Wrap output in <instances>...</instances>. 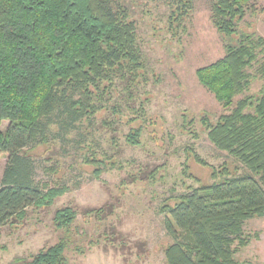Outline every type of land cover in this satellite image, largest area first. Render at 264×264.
<instances>
[{
  "label": "rangeland",
  "instance_id": "1",
  "mask_svg": "<svg viewBox=\"0 0 264 264\" xmlns=\"http://www.w3.org/2000/svg\"><path fill=\"white\" fill-rule=\"evenodd\" d=\"M211 1L194 0L180 21L174 0H118L136 26L141 66L90 87L83 99L88 114L66 132L52 125L46 142L25 150L37 178L61 193L1 227L0 264H21L61 238L66 264H166L171 238L163 206L221 180L223 168L243 172L207 137L206 124L230 109L195 71L222 57L240 33L264 38V0L255 1L231 39L213 26ZM263 58L264 52L249 69L252 80L241 96L264 88L257 72ZM63 208L74 218L59 227L55 213ZM244 232L249 244H264V217L249 220Z\"/></svg>",
  "mask_w": 264,
  "mask_h": 264
},
{
  "label": "trees",
  "instance_id": "2",
  "mask_svg": "<svg viewBox=\"0 0 264 264\" xmlns=\"http://www.w3.org/2000/svg\"><path fill=\"white\" fill-rule=\"evenodd\" d=\"M193 1L172 3L180 21ZM255 1L212 0L213 26L231 39ZM128 17L118 0H0V157L6 156L0 230L27 208L50 204L61 193L37 178L36 161L25 150L46 142L52 125L66 132L88 114L83 99L90 97V87L140 68L136 26ZM262 52V36L240 33L225 44L222 57L195 71L200 85L230 109L206 124L207 137L243 172L229 174L223 168L221 180L163 206L171 238L164 249L166 264H238L235 253L249 243L244 225L264 217V88L241 96ZM257 72L264 76V58ZM73 218L69 208L55 213L59 227ZM66 248L61 238L21 264H66Z\"/></svg>",
  "mask_w": 264,
  "mask_h": 264
},
{
  "label": "crops",
  "instance_id": "3",
  "mask_svg": "<svg viewBox=\"0 0 264 264\" xmlns=\"http://www.w3.org/2000/svg\"><path fill=\"white\" fill-rule=\"evenodd\" d=\"M2 156L0 157V176L6 160V156ZM251 245L252 244L248 243L247 245L240 247L239 250L235 253V260L238 262V264H264V244L259 243L257 245Z\"/></svg>",
  "mask_w": 264,
  "mask_h": 264
}]
</instances>
